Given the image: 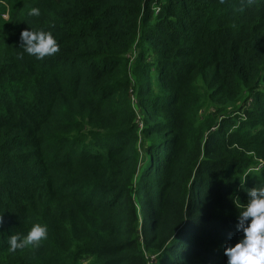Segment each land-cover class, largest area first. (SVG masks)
Returning a JSON list of instances; mask_svg holds the SVG:
<instances>
[{
  "label": "trees",
  "instance_id": "1",
  "mask_svg": "<svg viewBox=\"0 0 264 264\" xmlns=\"http://www.w3.org/2000/svg\"><path fill=\"white\" fill-rule=\"evenodd\" d=\"M259 186L264 0H0V264H227Z\"/></svg>",
  "mask_w": 264,
  "mask_h": 264
},
{
  "label": "clouds",
  "instance_id": "2",
  "mask_svg": "<svg viewBox=\"0 0 264 264\" xmlns=\"http://www.w3.org/2000/svg\"><path fill=\"white\" fill-rule=\"evenodd\" d=\"M40 14L37 7L27 12L29 17H39ZM29 29L20 34L21 47L26 54L40 60L59 51V44L52 32ZM233 203L239 209L236 228L242 236L234 246L229 245L224 249L227 264H264V186L248 189L246 203L241 204L238 198H234ZM47 233L45 224L34 223L23 235L14 233L7 237L8 251L38 247Z\"/></svg>",
  "mask_w": 264,
  "mask_h": 264
},
{
  "label": "rangeland",
  "instance_id": "3",
  "mask_svg": "<svg viewBox=\"0 0 264 264\" xmlns=\"http://www.w3.org/2000/svg\"><path fill=\"white\" fill-rule=\"evenodd\" d=\"M136 52V50H134V53ZM133 102L135 103V101H134V98H133ZM243 103V100H241L240 101V103L238 104V105H241ZM243 106H246V107H248L247 105V102H244L243 104H242ZM137 107V106H136ZM243 118H244V116H242Z\"/></svg>",
  "mask_w": 264,
  "mask_h": 264
}]
</instances>
